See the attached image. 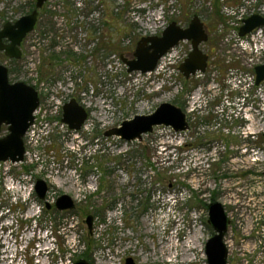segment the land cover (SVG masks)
<instances>
[{"label": "rangeland", "instance_id": "obj_1", "mask_svg": "<svg viewBox=\"0 0 264 264\" xmlns=\"http://www.w3.org/2000/svg\"><path fill=\"white\" fill-rule=\"evenodd\" d=\"M35 4L0 0V29ZM260 8L264 0H48L22 57L0 54L11 83L46 87L24 139L29 154L0 164V264H208L212 202L231 221L228 264H264V81L232 87L243 61L226 40L240 9ZM195 15L209 35L201 45L205 73L187 79L179 70L190 41L153 72L127 71L122 57L133 59L142 37L161 36L174 21L186 28ZM72 99L88 111L80 131L62 121ZM246 100L251 111L241 109ZM162 103L182 108L192 128L157 126L135 142L105 136ZM39 178L49 185L51 209L36 194ZM63 194L74 209H56ZM16 201L24 211L14 209ZM194 235L199 248L190 250L184 243Z\"/></svg>", "mask_w": 264, "mask_h": 264}, {"label": "water", "instance_id": "obj_2", "mask_svg": "<svg viewBox=\"0 0 264 264\" xmlns=\"http://www.w3.org/2000/svg\"><path fill=\"white\" fill-rule=\"evenodd\" d=\"M47 0H36V8L28 15L22 16L16 22L6 23L0 29V52L12 59H20L22 56L20 46L28 34L34 31L39 17V10L43 8ZM264 26V17L254 14L244 20L240 29V36H245L255 28ZM209 39L204 22L198 15L190 21L188 27L183 28L172 22L163 31L161 36L142 37L136 45L134 58L129 60L122 57L127 66V71L146 74L156 70L159 61L180 42L190 41L192 50L185 61L179 66V70L186 77L197 73H205L209 56L201 50V45ZM7 40L8 43H4ZM256 84L264 81V64L257 66ZM40 105L37 90L25 82L11 83L9 69L0 63V133L2 126H8L9 133L0 138V161L13 164L21 163L25 158L24 137L33 125L35 112ZM62 121L71 130H80L87 120L88 113L75 99L64 105ZM157 126L171 127L176 132L189 129L187 114L182 108L171 104L162 103L156 110L147 115H135L132 119L123 121L118 127L106 131L107 137H118L126 142L142 141L143 136L152 133ZM35 191L41 200H45L48 192L47 182L37 179ZM47 208L51 204L46 203ZM55 207L59 211L74 209V201L71 196L63 194L59 196ZM208 223L213 227L215 234L208 240L206 255L208 264H228L229 249L225 242L230 219L225 207L220 202L209 204ZM93 216L87 217L89 229L92 228ZM75 264H89L81 259ZM131 264V259L127 260Z\"/></svg>", "mask_w": 264, "mask_h": 264}, {"label": "built area", "instance_id": "obj_3", "mask_svg": "<svg viewBox=\"0 0 264 264\" xmlns=\"http://www.w3.org/2000/svg\"><path fill=\"white\" fill-rule=\"evenodd\" d=\"M245 11H246L245 9H240L238 11L239 17H238V22L235 26L236 29L234 28L226 39L227 42L232 41V46L234 47V51L240 53V55L237 54V58L243 61L241 63L242 68L236 70V71H241L242 74L239 77H237L236 75L233 81L230 82L232 87H240V84L242 85V87L248 86V82L251 83L250 81L256 78L255 68L258 65L264 64V27L256 28L251 33L243 37L239 35V29L240 27H242L244 20L253 14H259L261 16H264V8H260L258 11L259 13L252 12L250 14H246ZM40 88L41 89L38 90L40 94H42L41 93L42 90L46 91L45 84H40ZM37 113L38 110L35 112V116H36L35 122L27 131L26 136H28L33 131V128L36 125ZM28 154L29 152L27 151L26 155ZM2 163H6V162L0 161V164Z\"/></svg>", "mask_w": 264, "mask_h": 264}, {"label": "flooded vegetation", "instance_id": "obj_4", "mask_svg": "<svg viewBox=\"0 0 264 264\" xmlns=\"http://www.w3.org/2000/svg\"><path fill=\"white\" fill-rule=\"evenodd\" d=\"M48 1V0H47ZM46 1V2H47ZM36 5V4H35ZM244 24V23H243ZM243 26V25H242ZM240 29H241V27H240ZM240 29H239V32H240ZM251 33V32H250ZM249 34V33H248ZM29 35V34H28ZM27 35V36H28ZM240 35V34H239ZM246 36V35H245ZM147 37V36H146ZM26 39V38H25ZM24 39V40H25ZM23 40V41H24ZM4 43H8V41L7 40H4ZM23 43V42H22ZM22 45V44H21ZM21 47V46H20ZM201 48V47H200ZM20 50H21V48H20ZM191 52V51H190ZM21 53H22V51H21ZM0 54H4L5 56H6V54H5V52H0ZM208 55V54H207ZM209 56V55H208ZM8 57V56H7ZM22 57V56H21ZM9 58V57H8ZM208 66H209V60H208ZM208 66H207V68H208ZM207 70V69H206ZM200 73H197L196 75H194V76H197V75H199ZM255 74H256V71H255ZM194 76H190V77H194ZM189 77V78H190ZM188 79V78H187ZM19 82V81H18ZM15 83V82H14ZM29 85V84H28ZM32 86V85H31ZM34 87V86H33ZM35 88V87H34ZM36 90H37V92H38V89L37 88H35ZM38 95H39V92H38ZM40 98V97H39ZM244 102V101H243ZM40 106V105H39ZM242 106L243 107H241V109L242 110H244V109H248L247 111H251L250 110V102H249V100H246V102H244L243 104H242ZM39 108V107H38ZM37 111V110H36ZM87 111V110H86ZM87 113H88V111H87ZM242 117V116H241ZM246 117V116H245ZM35 118H36V116H35ZM87 119H88V117H87ZM246 119V118H245ZM187 120H188V117H187ZM87 121V120H86ZM86 121H85V123H86ZM34 122H35V120H34ZM85 123H84V125H85ZM188 123H189V121H188ZM34 124V123H33ZM83 125V126H84ZM83 128V127H82ZM81 128V129H82ZM192 128V126L190 125V123H189V129H191ZM80 129V130H81ZM188 129V130H189ZM6 130V131H5ZM71 130V129H70ZM80 130H78V131H80ZM187 130V131H188ZM4 131H5V134H2V133H4ZM73 131H76V130H73ZM8 133H9V130H8V126H2V131H1V133H0V138H2V137H5L6 135H8ZM26 135H27V133H26ZM26 135H25V137H26ZM106 136V135H105ZM25 137H24V139H25ZM24 143H25V141H24ZM25 149H26V146H25ZM26 152H27V150H26ZM26 152H25V155H26ZM25 159V158H24ZM44 180V179H43ZM46 181V180H45ZM47 182V181H46ZM47 186H48V192H49V185H48V183H47ZM48 192H47V194H48ZM47 194H46V196H47ZM70 196V195H69ZM59 198V197H58ZM57 198V199H58ZM72 199H73V197H71ZM45 201H46V198H45ZM73 201H74V199H73ZM56 202H57V200L55 201V204H56ZM46 203H47V201H46ZM74 205H75V207H76V203H75V201H74ZM74 207V208H75ZM46 208H47V206H46ZM51 208H52V205H51ZM51 208H49V209H51ZM48 209V208H47ZM131 264H134L133 263V260H131Z\"/></svg>", "mask_w": 264, "mask_h": 264}, {"label": "bare ground", "instance_id": "obj_5", "mask_svg": "<svg viewBox=\"0 0 264 264\" xmlns=\"http://www.w3.org/2000/svg\"><path fill=\"white\" fill-rule=\"evenodd\" d=\"M184 244L186 247H190V244H191L192 248L190 250L195 249V248H199V237L197 235H194L192 237L190 236ZM173 245H174V242L172 239H170L168 242V249L171 250ZM183 251H184L183 260L185 261V260H187L188 255H187L186 250H183Z\"/></svg>", "mask_w": 264, "mask_h": 264}, {"label": "trees", "instance_id": "obj_6", "mask_svg": "<svg viewBox=\"0 0 264 264\" xmlns=\"http://www.w3.org/2000/svg\"><path fill=\"white\" fill-rule=\"evenodd\" d=\"M217 16H218V14H217ZM218 17H220V16H218ZM204 204H205V203H204ZM205 205H207V204H205ZM12 206L14 207L15 210H17L18 208L22 209L23 211L25 210V209H24L25 207H23L24 205H23L21 202H19V201H16V203L13 204ZM18 223H19V222H18ZM26 223H27L26 220L21 221V222H20L21 227L23 228V227L25 226Z\"/></svg>", "mask_w": 264, "mask_h": 264}]
</instances>
